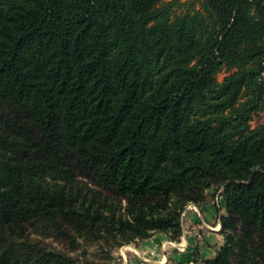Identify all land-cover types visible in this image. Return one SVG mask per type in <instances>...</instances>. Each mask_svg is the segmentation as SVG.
I'll return each instance as SVG.
<instances>
[{
  "label": "trees",
  "instance_id": "1",
  "mask_svg": "<svg viewBox=\"0 0 264 264\" xmlns=\"http://www.w3.org/2000/svg\"><path fill=\"white\" fill-rule=\"evenodd\" d=\"M259 112L264 0H0V264L177 240L213 186L200 264H264Z\"/></svg>",
  "mask_w": 264,
  "mask_h": 264
},
{
  "label": "crops",
  "instance_id": "2",
  "mask_svg": "<svg viewBox=\"0 0 264 264\" xmlns=\"http://www.w3.org/2000/svg\"><path fill=\"white\" fill-rule=\"evenodd\" d=\"M217 198H221V206L217 205L220 209H216V207L211 204L212 202H209L200 207L196 206L197 211L193 210L191 213H188L187 216L185 215L182 220L183 231L180 237L184 238L186 234L189 236L188 239L186 237L188 244L184 250H174L169 247L161 248V243L169 239H167L165 234L158 233L135 244V247L133 246L131 248L133 258L130 261L132 262L128 261L124 264H194L193 254L195 250L199 252L202 258L213 257L217 248L222 243L221 240L218 241V239H222L221 234L219 233L221 226L219 216L224 213V203L221 194H219ZM213 217H216L215 227H213L211 231L204 230L202 233L204 236V242L201 241L200 244L199 242L197 244L196 242L194 243V237L196 236L192 235H198L196 227H204V225L209 224ZM199 236L201 237V235ZM215 241H218V245L215 244ZM155 249V254L150 256V250ZM144 258H146V260H144Z\"/></svg>",
  "mask_w": 264,
  "mask_h": 264
},
{
  "label": "rangeland",
  "instance_id": "3",
  "mask_svg": "<svg viewBox=\"0 0 264 264\" xmlns=\"http://www.w3.org/2000/svg\"><path fill=\"white\" fill-rule=\"evenodd\" d=\"M182 1H186V0H182ZM179 11L180 10H177V12H179ZM226 74H227V72L222 70L218 74V80H222V78ZM260 123H264V112H259L258 114H255L253 117V120L251 122V125L256 126L257 124H260ZM221 191H222V187L213 186L210 190H208L207 198L202 204H200V205H197L194 203H188V204H193L195 206L200 207V206L205 205L209 202L210 203L212 202L211 204H213V206L216 207V209H220L219 207H217V205L221 206V204H222L220 202L221 198H217V196H219V194H221ZM187 205L185 206V208L187 207ZM192 211H193V208H186V210L184 212V216H181V217L184 219L185 215L187 216V214L191 213ZM182 212H181V214H182ZM215 221H216V217H213L212 220L209 222V224L204 225V227H202V228L196 227V230H197L196 232L198 235H196V234L192 235V236H196V237H194V243L196 242V244H197L199 242V244H200L201 241L204 242V236L202 233L204 232V230L211 231L213 229V227H215ZM199 230H200V232H199ZM158 233H162V232H157L154 234H158ZM163 234H165L167 236L166 233H163ZM191 234H192V232H191ZM199 235H201V237ZM188 236H189L188 234L185 235V237H187V239H188ZM219 237H220V235H219ZM221 237H222V235H221ZM167 239L172 240V239L168 238V236H167ZM219 240L222 241V239H218V241ZM218 241H215L216 245H218ZM138 242H141V240L129 241V242L123 243L120 246H117L114 248H109L108 246L101 244L100 241L99 242L96 241V242L90 243V244H86V243L82 242L81 247L78 248L75 252L73 251L72 255H74V257L77 258V260H78L77 264H83L85 261H89V260L95 261L96 263H100V264H124V263H127L128 261L132 260L133 252L131 251V248L133 246L135 247V244H137ZM155 252H156V249H155ZM197 254H198L197 259L195 260L193 258L194 264H200V262L203 259H206V258H202L200 256L199 252ZM130 262H132V261H130Z\"/></svg>",
  "mask_w": 264,
  "mask_h": 264
},
{
  "label": "built area",
  "instance_id": "4",
  "mask_svg": "<svg viewBox=\"0 0 264 264\" xmlns=\"http://www.w3.org/2000/svg\"><path fill=\"white\" fill-rule=\"evenodd\" d=\"M186 208H193V210L197 211L196 206L193 204H188ZM186 208L183 210L181 216H184V212H185ZM181 220H183L182 217H181ZM165 242H162L161 248L169 247L170 249H174V250H184L188 244V241H187L185 236H184V238L180 237L177 240H167ZM154 254H155V250H151L149 252L150 256H153ZM144 260H146V258H144Z\"/></svg>",
  "mask_w": 264,
  "mask_h": 264
}]
</instances>
